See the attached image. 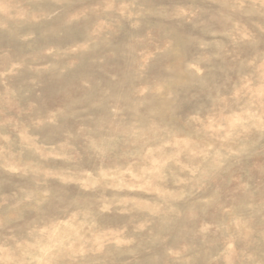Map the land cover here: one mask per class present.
<instances>
[{
  "label": "rangeland",
  "instance_id": "1",
  "mask_svg": "<svg viewBox=\"0 0 264 264\" xmlns=\"http://www.w3.org/2000/svg\"><path fill=\"white\" fill-rule=\"evenodd\" d=\"M0 264H264V0H0Z\"/></svg>",
  "mask_w": 264,
  "mask_h": 264
}]
</instances>
